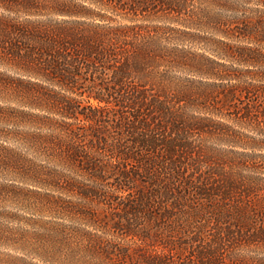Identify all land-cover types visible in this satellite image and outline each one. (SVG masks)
<instances>
[{
  "label": "rangeland",
  "instance_id": "rangeland-1",
  "mask_svg": "<svg viewBox=\"0 0 264 264\" xmlns=\"http://www.w3.org/2000/svg\"><path fill=\"white\" fill-rule=\"evenodd\" d=\"M43 6L36 14H9L19 20L125 25L141 39V61L147 63L132 78L130 89L141 78L148 79V96L157 86L165 91L168 121L191 123L187 135L194 159H185L189 181L207 187L222 178L232 181V164L244 162L239 171L264 182V0H47ZM0 13L6 12L0 8ZM99 68L109 79L112 69ZM3 79L11 86L0 85V107L25 114L17 124L0 127L43 133L56 128L61 135L70 129L83 149L94 154L102 177L71 164L77 185L100 191L99 196L82 198L75 187L61 188L64 180L60 188L46 187L0 171V264H264V241H232V195L227 201L216 194L191 196L184 207L156 199L140 213L132 210L131 205L140 203L138 194L149 191L158 178L143 171L139 158L128 156L133 147L130 122L138 113L116 104L120 92L109 96V102L70 95L68 100L90 117L77 113L75 118L33 105L25 92L14 88L40 79L0 60ZM33 114L54 120L43 123ZM170 129L159 127L156 133L169 135ZM0 144L52 163L49 155L32 152L14 137L0 134ZM133 150L139 155V149ZM146 152L140 154H161ZM55 159L60 168L64 158ZM47 193L72 202V208L47 206ZM126 219L131 226L120 224Z\"/></svg>",
  "mask_w": 264,
  "mask_h": 264
},
{
  "label": "trees",
  "instance_id": "trees-1",
  "mask_svg": "<svg viewBox=\"0 0 264 264\" xmlns=\"http://www.w3.org/2000/svg\"><path fill=\"white\" fill-rule=\"evenodd\" d=\"M46 1L0 0V8L6 12L0 13V60L40 79L39 82L28 80L33 86L23 89L17 87L14 88L15 91L22 95L25 92L24 96L31 98L32 104L37 107L56 109L66 117L76 118V114L80 113L86 119L90 117L68 100L70 95L87 94L98 101L109 102V96L120 92V99L116 104L132 107L138 113V116L134 115L137 119L130 122L133 123L130 127L133 133V147L128 156L139 158L143 171L151 174L154 180L158 178V182L153 181L149 191L138 194L140 203L137 206L131 205L132 210L140 213L155 204L156 199L160 200L161 204L169 201L173 206L184 207L191 196L212 197L216 194L222 201H227L232 195V241H264L262 179L256 175L242 174L239 167L240 163L244 162H237L232 164V181L227 179L228 177L222 178L221 181L211 183L212 187H207V183L202 185L201 182L197 184L189 181L185 174V166L189 161L185 159L193 158L191 153L194 151V144L187 135L188 129L192 128L191 123L168 121L171 111L167 106L168 101L165 100V91L157 86L158 91L148 96L145 87L148 79L141 78L135 83L137 88L130 89L134 75L139 74L140 70L143 72L142 63H147L141 61V39L128 33L125 25L114 28L100 23L88 24L70 19L25 17L19 20L9 14H36L38 8H45L43 5ZM151 57L150 55L147 58ZM101 66L112 69L109 79L103 77L99 68ZM44 82L58 86L59 90L48 88ZM0 85H8L9 88L11 82L3 79L0 80ZM24 114L23 110L0 107V123L15 125ZM33 116L43 123H52L54 120L44 114ZM260 117L264 119V108L260 111ZM159 127H171L172 133L159 135L156 133ZM59 131L51 128L48 133H43L38 130L24 131L0 127V134L3 136L19 139L32 152L47 154L48 158H53L51 164H46L28 157L14 147L0 144V171L21 176L46 187L60 188L64 180L61 188L73 190L75 187L82 198L99 196L98 188L87 189L77 185L76 177L70 171L73 163L94 177L101 178V167L92 158L94 154L83 149L74 131L65 130L64 135ZM133 148L139 149V155L138 150L134 152ZM159 150L160 155L155 152ZM141 151L156 153V156L144 158L145 154L142 156ZM57 155L64 158L60 168L55 161ZM153 177L150 176V179ZM47 194L51 197L46 199L47 206L60 211L72 208V202ZM120 224L127 227L132 225L129 219ZM117 225L119 226L118 222Z\"/></svg>",
  "mask_w": 264,
  "mask_h": 264
}]
</instances>
